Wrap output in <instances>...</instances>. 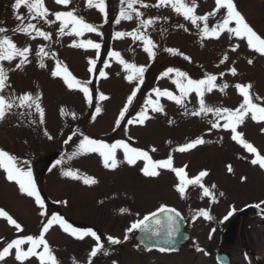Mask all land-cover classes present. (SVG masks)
I'll use <instances>...</instances> for the list:
<instances>
[{
  "label": "rangeland",
  "instance_id": "rangeland-1",
  "mask_svg": "<svg viewBox=\"0 0 264 264\" xmlns=\"http://www.w3.org/2000/svg\"><path fill=\"white\" fill-rule=\"evenodd\" d=\"M127 3L128 0L123 4L121 0H105L106 13H101L95 6L89 7L87 0H69L67 5L58 4L56 0H43L47 17L33 18L34 13H30L26 6L15 9V0H0V27L7 30L0 33V38L7 35L17 48L30 49L26 54L27 62L20 68L16 67L22 59L19 56L12 61L0 60L7 76L0 95L9 100L31 94L34 98L39 97L38 102L44 110V122L41 123L35 106H14L0 120V150L14 157L17 167L32 172L45 205L41 209L35 198L21 192L19 185L8 180L7 172L0 168V210L16 220L22 229L17 230L6 217H0V251L15 239L39 238L43 226L54 215L67 222L106 219L113 202L118 207L136 208L129 212V221L141 219L163 205L184 209L185 201L178 191L180 178L174 171L161 168L157 169L159 175L146 176L142 169L147 161L137 159L134 164H129L120 147L114 151L117 166L106 168L98 152L80 149L85 136L109 147L123 141L130 148L146 151L152 161L171 158L173 167L183 168L188 178L206 171L208 174L201 182L213 189L216 203L220 205L231 202L229 194L235 196L233 201L236 204L254 202L264 195V168L251 163L256 154L232 139L231 130L223 127L225 114L219 117L215 114L217 108L234 111L243 102L235 87L237 84H251L253 103L264 107V56L250 49L246 40L226 31L219 38L204 36L205 23L209 29L222 23L226 15L224 9L209 16L207 22L198 20L193 24L171 5L154 7L158 0H142V3L134 4L136 11L142 14L139 17L136 11L127 8ZM234 3L246 22L264 38V0H234ZM196 4L197 16L215 9V0H196ZM121 8L130 12L132 19H121L116 23ZM67 11L94 25L96 31H85L76 36L69 34L72 27L69 25L61 33V21L56 19L55 13ZM17 16L23 17V21ZM149 19L153 23L147 27L140 24L141 20ZM29 23L36 26L35 30H29L30 34L14 31ZM229 27H235V23ZM137 29V35L142 34L153 42L151 56L144 50L142 40L128 35ZM36 30L48 33L50 38L36 35ZM117 32L126 35L116 37ZM89 40L99 44L100 48L74 46L86 44ZM168 49L175 51L169 52ZM112 52H118L120 59L127 64L143 67L142 76L129 81L127 77L132 73L110 55ZM250 59L251 64L248 63ZM93 60L94 65L90 63ZM41 63L44 67L40 66ZM58 66L66 67L82 87H88V96L79 88L70 89L63 79V72L54 76ZM233 67L237 70L235 76L231 73ZM168 69L173 71L169 73ZM101 72L105 76H101ZM177 72L185 76H177ZM208 75L217 77L214 81L216 87L209 92L205 86L203 97L195 91L183 95L176 83L180 81L186 85L188 79L204 80ZM225 84L227 87L223 88ZM134 91L136 95L129 104L128 97ZM163 91L171 92L181 102L178 104L167 96L158 95ZM101 95L107 99L101 100ZM201 99L213 111L192 115L200 111ZM149 100L159 104L162 111H153ZM97 107L101 109L99 113ZM125 108L124 118L120 119ZM141 112H146L149 117L143 124L137 122ZM213 123L220 127L213 128ZM237 131L264 156V122L253 120L249 113L237 126ZM71 132L75 133L73 139L63 146ZM196 139H203L205 143L184 152L178 150ZM66 171L78 173L79 178L65 176ZM81 178L97 182L86 184ZM201 189L192 185L185 193L186 198L191 199L192 194L198 197ZM43 236L57 264H68L66 257L74 248L75 236L58 223H54ZM29 247L28 242L21 245L23 251ZM42 251L43 245L37 248V252ZM0 264L41 262L37 256L18 261L13 248Z\"/></svg>",
  "mask_w": 264,
  "mask_h": 264
},
{
  "label": "snow or ice",
  "instance_id": "snow-or-ice-1",
  "mask_svg": "<svg viewBox=\"0 0 264 264\" xmlns=\"http://www.w3.org/2000/svg\"><path fill=\"white\" fill-rule=\"evenodd\" d=\"M58 4L67 5L69 3V0H56ZM88 6L92 7L95 6L101 13H106V4L105 0H87ZM141 2L142 0H128L127 8L131 9L132 11H136V9L133 7L134 4ZM121 3H124V0H121ZM26 6L30 13H34L33 18L41 17L45 18L48 15V10L44 7L43 0H15V4L13 7L15 9H19L21 6ZM171 5V7L177 12L182 13L183 16L186 19H190L193 24H196L198 20L207 22L209 16L216 15L217 12L224 9L226 10V15L223 18L222 23H218L215 27H212L209 29L208 24L205 23L202 31L205 37H213V38H219L220 34L222 32H228L230 34H234L236 37L246 40L247 46L255 51L256 53H259L261 56H264V38H262L259 34H257L256 31L253 30V28L246 22L245 17L237 10L236 4L234 3V0H215V9L205 14L204 16H197L195 15V8L197 7L196 0H158V3L156 5H153L154 7L159 6H168ZM143 7H148L147 4H142ZM136 15L139 17L142 15L140 12L136 11ZM56 19L61 21V27L60 32L64 33L65 28H67L69 25H71V31L69 34H75L76 36L82 35L85 31L87 32H95L96 28L94 25L90 23H86L83 18H79L76 15L73 14L72 11L67 12H58L55 13ZM18 20L23 21V17L17 16ZM131 20L132 15L130 12L125 11L123 8L120 10L119 17L116 19V23H120V20ZM235 23V27H229L230 24ZM153 21L151 19L149 20H141L140 24L144 27H147L148 25L152 24ZM36 29V26L34 24H27V26L19 27L15 29L14 31H21L25 34H30L29 30ZM6 29L0 27V33H6ZM138 29L134 31L133 33H129L128 35H132L133 39L142 40L144 42L145 48L144 50L149 53V55H152L151 48L153 47V42L151 39L146 38L144 35L140 34L137 35ZM36 35L44 37L45 39H49V34L43 31L36 30ZM116 37H123L126 35L122 32H117ZM75 47H91L95 49H99L100 45L97 43H93L91 40L87 41L86 44L80 43L75 44ZM28 47H24L23 49L17 48L15 43L7 36L4 35L2 38H0V60H7L12 61L14 57L19 56L22 59L20 60V63L16 65L17 68H20L24 63L27 62V53L29 52ZM41 52H43V49H40ZM169 52H174L173 49H168ZM233 51H235V48H233ZM110 55L117 58V60L124 64L125 68L129 69L132 74H130L127 79L129 81L136 78V76H142L144 72L143 67H136L133 64H127L122 59H120V54L118 52H112ZM187 59V57H185ZM227 59V57H225ZM223 62V61H222ZM93 65L95 64V61H90ZM249 64L253 63V61L250 59L248 61ZM41 67H44V64L41 63ZM92 69H90L91 71ZM169 73L172 72V69L167 70ZM61 72H63V79L65 83L68 85V87L71 88H79L80 91H82L86 96L89 94V89L86 86H81L80 81L76 80L75 77L71 75L70 72H68L67 68H60L58 66L57 70L53 72L54 76H60ZM231 73L233 76L237 74L236 68L231 69ZM167 74V73H166ZM101 76H105L104 72L100 73ZM177 76L184 77L185 74L182 72H177ZM7 79L5 70L2 66H0V91H3L6 84L5 81ZM217 77L215 75H208L206 79L204 80H191L188 79L187 84H183L180 81H176V83L179 86L180 92L183 95H187L191 91H195L197 94H199L201 97L204 95V90L206 86V90L211 92L216 85L214 84V81H216ZM227 85H223V88H226ZM235 87L239 90L240 94L243 97V102L240 104V106L233 110H229L227 108L221 110L219 108L215 109V114L219 117L221 114L226 115V123L223 125L224 128L230 129L233 133L232 139L243 145L245 149L248 150L250 153L256 154L255 158L252 159L251 163L256 165L258 164L261 168H264V156H261L255 147H253L252 144L247 143L242 138V133L237 131V126L241 123H243L245 117L251 113V118L257 122H264V107L258 106L257 104L253 103L252 96L250 94V89L252 88L251 84L247 85H241L237 84ZM223 90V89H221ZM136 95L135 91L128 97V103L130 104L132 102L133 97ZM158 95L167 96L169 99L175 100L176 103H180V99L175 97L171 92L163 91L158 92ZM100 99H107V97L101 95ZM18 100V104L16 101ZM39 97H33L31 94H24L19 97H13L9 100H6L4 96L0 95V120H3L6 116V114L14 107V106H27L28 108H32L35 106V110L40 114V122L43 123L44 118V110L41 107L40 103L38 102ZM149 104L153 105L152 110L153 111H162V108L159 104H154L153 101L149 100ZM200 111L199 112H193L192 115H200L201 113L206 112H212L213 108L207 107L204 103V100L201 99L200 101ZM101 109L99 107L96 108V112L99 113ZM127 111V108H125L120 113V119L124 118L125 112ZM147 119H149L146 112H141L138 116L137 122L140 124H143ZM131 123V121H130ZM117 124H119V121H117ZM213 128H218L220 125L218 123L212 124ZM47 135V133H45ZM49 139H51V136H49ZM205 141L203 139H196L194 142L189 143L183 147H180L178 150L180 152H184L188 149L195 148L199 144H203ZM117 147L123 148L125 159L129 164H134L137 159H144L147 161L146 166L142 169L144 174L146 176H157L159 175V172L157 169H171L176 173V175L180 178V186L178 188V191L183 195L186 190V186L188 185H198L203 190L204 196H209L211 193L207 187H205L201 181L204 176H206L208 173L206 171H202L194 178H188L187 173L183 168L177 169L173 167L172 159L168 158L167 160L163 161H152L151 157L148 155L146 151H142L136 148H130L127 143H124L123 141L118 142L116 145H112L109 147L108 145L102 144L96 140L89 139L87 136L84 137L82 142L80 143V149L84 152H98L104 159V166L106 168H115L117 166V162L114 157V151ZM155 149H153L154 151ZM111 162V163H110ZM0 168H3L7 172V179L10 181H15L19 185V189L21 192L25 193L29 197L35 198V203L39 205L41 209L45 207L44 201L42 200L39 192L36 189L35 183L32 179V172L30 170L24 171L21 168L17 167L15 163V158L9 155L7 152L0 150ZM230 172L232 171L231 167L228 169ZM65 176L72 177L73 179H78L79 176L77 173L73 171H66L64 172ZM97 181L95 179H84V183L86 184H95ZM214 187V186H213ZM221 195H223L221 193ZM159 212L171 214L175 213V216H179V213L176 212L175 209L167 208L166 206H162L159 209ZM156 213L152 214V217H155ZM200 215L205 217L206 219H210L207 211H201ZM0 217H6L7 221L14 225L17 230H22L21 225L17 223L16 220H14L11 216H9L6 212L3 210H0ZM151 217L145 216L142 220L137 221L132 225V229L136 228H147V221L150 220ZM168 219L170 222H174V217L172 215H168ZM58 223L61 225L65 231L69 230L68 225H66V222L59 216H53L50 220L47 221V223L43 226V232L39 238H33L32 236H28L25 239H15L12 242L8 243L6 247L3 248L2 251H0V261L5 260V257H7L10 254V250L15 248V259L18 261L23 262L30 256H37L40 260L41 264H57L56 257L52 254L47 242L44 239L43 233H47L49 228L54 224ZM157 224L160 223L159 220L156 221ZM131 230V229H130ZM72 235H77L76 230H72ZM85 235H90L94 237L97 241V246L94 247L91 250L90 255L92 257L97 256V253L101 250L102 245L99 244V237L96 235L95 232H92L89 230ZM78 238H83V236H78ZM108 239L113 244H118L120 241L118 239H114L112 237H108ZM30 243L31 247L28 248L27 251H23L21 249V245L24 243ZM43 245V251L37 252V248L39 246ZM160 251H165L164 248H161ZM106 254V253H105Z\"/></svg>",
  "mask_w": 264,
  "mask_h": 264
},
{
  "label": "flooded vegetation",
  "instance_id": "flooded-vegetation-1",
  "mask_svg": "<svg viewBox=\"0 0 264 264\" xmlns=\"http://www.w3.org/2000/svg\"><path fill=\"white\" fill-rule=\"evenodd\" d=\"M201 183L209 189V196H204L201 189L198 197L192 194L191 199L186 198L192 186L188 185L181 194L184 209L175 208L182 216V232L186 234L177 250L160 251L139 244L137 228L132 229V225L147 214L129 221V212L136 208L118 207L113 202L106 219L65 221L70 234L73 229L77 233L74 248L67 253L68 264H264V195L254 202L236 204L235 196L229 194L231 202L220 205L213 189ZM201 211H207L211 218L200 215ZM89 230L96 233L102 245L95 257L90 253L97 241L85 235ZM108 237L120 243L113 244Z\"/></svg>",
  "mask_w": 264,
  "mask_h": 264
},
{
  "label": "water",
  "instance_id": "water-1",
  "mask_svg": "<svg viewBox=\"0 0 264 264\" xmlns=\"http://www.w3.org/2000/svg\"><path fill=\"white\" fill-rule=\"evenodd\" d=\"M72 136V133L68 135L64 140L63 145L68 143ZM167 208L173 209L171 207ZM153 213H156L155 217H152ZM153 213L148 215L151 218L146 222L148 225L147 228H137V242L145 247L157 250H160L161 248H164L165 251L177 250L186 238V234L182 232L181 215L179 214V216H175V213H161L159 212V209ZM168 215L174 217V222L169 221ZM157 220L160 221L159 224L156 223Z\"/></svg>",
  "mask_w": 264,
  "mask_h": 264
}]
</instances>
